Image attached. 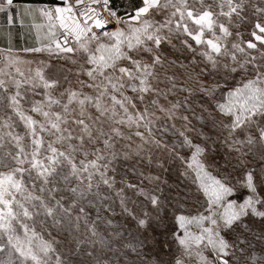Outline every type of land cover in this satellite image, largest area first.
<instances>
[{
    "label": "snow or ice",
    "instance_id": "1",
    "mask_svg": "<svg viewBox=\"0 0 264 264\" xmlns=\"http://www.w3.org/2000/svg\"><path fill=\"white\" fill-rule=\"evenodd\" d=\"M12 5L13 0H2L0 12ZM245 7V0H141L133 13L120 16L110 0H61L55 7L28 10L46 19L48 33L43 47L25 51H46L50 57L75 66V71L61 65L52 72L53 65L44 61L39 62L43 67L33 69V61L12 55L10 49L3 57L0 253L6 258L0 264H72L57 247L61 241L51 232L50 239L42 234L47 230V219L53 226L59 225L61 215L70 211L71 206L62 203L63 196L56 199L61 190L58 185L64 184L66 191L81 198L101 183L112 187L115 178L109 176V168L117 158L116 138H131L122 127L135 126L134 135L144 143L149 141L139 129L144 127L151 135L148 108L130 112L137 105L125 93L131 91L141 102L147 94L161 95L153 81L157 80V67L163 64L162 45L175 48L173 40L179 39L193 50L189 38L205 48L199 55L221 77L210 84L198 83L208 97L221 92L224 102L215 105L219 117H213V127L223 137L220 143L228 148L225 164L232 153L237 154L233 168L243 169L238 183L248 194L239 203L229 199L235 188L225 175L208 170L209 146L193 143L186 134L187 126L178 131L180 147L191 150L187 159L177 156L186 164L182 175L194 173L193 183L200 196L195 214L174 217L177 231L171 232V238L178 253L171 264H239L230 260L234 253L229 250L248 243L238 231L248 228L244 218L255 217L264 224V5L252 4L256 20L247 40L239 30L248 22L241 15ZM234 18L240 23L233 24ZM8 21H13L11 14ZM230 79L236 81L235 86H228ZM150 105L157 106L158 100L152 99ZM178 107L179 102L159 110L172 117ZM182 118L188 120L187 116ZM19 127L23 133L17 131ZM201 138L208 139L203 134ZM250 155L256 157L258 166L246 159ZM124 156L127 158L128 153ZM145 179L153 183L160 177L149 175ZM73 181L76 186H69ZM127 187L136 186L129 183ZM138 195L144 196L154 210L163 206L161 197L152 191L140 188ZM149 224V213L145 212L138 225L143 228ZM258 238L264 239V231ZM164 246L170 247L167 241ZM239 250L244 251L243 247ZM252 261L264 264V257L253 254Z\"/></svg>",
    "mask_w": 264,
    "mask_h": 264
},
{
    "label": "rangeland",
    "instance_id": "2",
    "mask_svg": "<svg viewBox=\"0 0 264 264\" xmlns=\"http://www.w3.org/2000/svg\"><path fill=\"white\" fill-rule=\"evenodd\" d=\"M189 2L191 3L192 0ZM206 2L211 3L212 0H206ZM140 3L141 0H110V6L120 16L133 13L135 6ZM252 4L262 6L264 0H245L246 7L241 15L248 22L239 29L245 33V40L250 38L248 33L256 20L253 16ZM214 10L219 11V9ZM29 13L33 24L17 26L8 32L5 31V38L2 37L0 40V45L9 47L7 50H0V68H4L3 57L10 49L12 55L33 61L31 65L33 69L37 66L43 67L39 65V62L44 61L45 64L53 65L50 70L52 72L57 71L61 65L65 68H73L75 71V66L50 57L46 51L40 53L25 51V49L43 47L47 43L45 37L48 26L38 24L46 22V19L38 12ZM154 18L162 19L160 16ZM25 19L28 22L27 17H22L21 20ZM239 23L238 19H233V24ZM111 27L110 25L109 30ZM231 30L236 31L235 28ZM189 42L193 50L183 46L179 39L173 40L175 48L167 44L162 45L163 64L157 67V80L153 81L155 87L161 90V95L147 94L141 102L131 91L125 93L133 97V102L137 105L135 109L130 108V112H143L146 107L148 108L150 115L147 119L152 121L149 125L151 135L148 129L144 127L139 129L149 141L144 143L134 135L137 130L135 126L131 129L122 127L125 135L131 138H116L117 158L113 160L109 168V176L115 178L112 187L109 188L101 183L99 188L93 187L91 192L81 198L66 191L64 184L58 185L61 190L55 194L56 199L63 196L62 203L65 207L71 206L70 211L69 214L61 215L59 225L53 226L52 220L47 219L45 222L47 230L42 234L50 239L48 232H51L53 237L61 241L57 247L64 258L72 264H152V262L171 264L178 253V246L171 238V232L177 231L175 215L195 214L199 210L197 197L200 194L193 183L194 173L189 171L188 174L182 175L185 173L186 164L177 158V156H183L187 159L191 156L189 148L180 147L181 138L178 131L184 130L185 126L189 129L186 134L193 143L209 146L206 156L208 170L213 174L219 172L225 175L230 186H234V194L229 199L239 203L248 194L247 189L238 183L242 178L243 169L233 168L236 163L234 157L237 154L232 153L230 162L225 164V157L229 156L228 148L220 143L223 137L220 136L219 130L213 127V117H219L215 105L218 102H224L221 92L217 91L214 97H208L200 91L198 83L210 84L221 77L212 72L211 65L199 55L205 48L196 46L190 38ZM252 55L258 56L259 53L253 52ZM202 69L203 72H201ZM82 78L86 79V77ZM237 79H239L238 76ZM235 83V80L230 79L228 86H235ZM181 89H187V91H181ZM85 92L91 93V90L85 89ZM152 99L158 100L157 106L150 105ZM177 102L180 107L174 110L175 115L172 117L167 112L159 110L160 106L170 108ZM105 103L111 106L110 101L105 100ZM90 111L94 112V109ZM2 115L3 113L0 112V116ZM184 116L188 117L187 121L182 118ZM17 131L23 133L24 129L19 127ZM201 134L208 139H202ZM153 141L159 143H153ZM244 151L248 149L245 148ZM253 151L257 150L253 149ZM124 153H128L127 158ZM246 159L258 166L256 157L250 155ZM149 175L159 176L160 180L149 183L145 179ZM76 183L73 181L69 186H76ZM129 183L136 187H127ZM140 188L152 191L161 197L162 208L154 210L144 196L138 195ZM81 207L84 208L83 213L80 212ZM145 212L149 213L150 224L141 228L138 225V219L144 218ZM159 218H162V223ZM40 219L43 220L44 217ZM244 224L248 225L247 230L241 227L238 231L243 232L248 243L243 246L237 244L235 248L230 249L229 251L234 253L230 260H238L239 264H253V254L257 258L264 257V239L258 238V234L264 231V224L258 218L250 216L244 218ZM37 230H40L39 224ZM229 238L231 239L232 236L230 235ZM165 241L170 247L164 246ZM240 247H243V252L239 250ZM5 258L6 254L0 253V260Z\"/></svg>",
    "mask_w": 264,
    "mask_h": 264
},
{
    "label": "crops",
    "instance_id": "3",
    "mask_svg": "<svg viewBox=\"0 0 264 264\" xmlns=\"http://www.w3.org/2000/svg\"><path fill=\"white\" fill-rule=\"evenodd\" d=\"M2 2V0H0ZM61 3V0H13V5L11 8L6 9L5 12H0V40L5 38L6 32L10 29H15L17 26L31 25L33 24L31 19V14L28 12L29 9H39L42 7L52 6L55 7ZM11 14L13 16V21L9 23L8 15ZM22 17H27L28 22L25 20H21ZM38 24L47 25L46 22H41ZM8 46L0 45L1 49H8Z\"/></svg>",
    "mask_w": 264,
    "mask_h": 264
},
{
    "label": "built area",
    "instance_id": "4",
    "mask_svg": "<svg viewBox=\"0 0 264 264\" xmlns=\"http://www.w3.org/2000/svg\"><path fill=\"white\" fill-rule=\"evenodd\" d=\"M73 2H74V0H73ZM47 7H52V6H49V5H48Z\"/></svg>",
    "mask_w": 264,
    "mask_h": 264
},
{
    "label": "trees",
    "instance_id": "5",
    "mask_svg": "<svg viewBox=\"0 0 264 264\" xmlns=\"http://www.w3.org/2000/svg\"><path fill=\"white\" fill-rule=\"evenodd\" d=\"M38 2H41V0H38Z\"/></svg>",
    "mask_w": 264,
    "mask_h": 264
}]
</instances>
